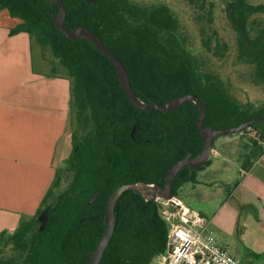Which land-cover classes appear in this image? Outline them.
Returning a JSON list of instances; mask_svg holds the SVG:
<instances>
[{"label": "trees", "instance_id": "1", "mask_svg": "<svg viewBox=\"0 0 264 264\" xmlns=\"http://www.w3.org/2000/svg\"><path fill=\"white\" fill-rule=\"evenodd\" d=\"M66 27L84 26L98 35L126 67L132 88L146 102L167 101L192 94L205 105V126L228 129L264 116V103L243 102L219 74L201 68V60L190 50L179 17L165 3L144 4L137 0H62ZM206 20L201 30L207 52L225 59L229 43L213 27L215 4L208 0H187ZM20 24L11 35L27 33L42 47H49L71 81L72 109L76 130L66 166L32 218H22L13 233H0V264H87L105 231L104 214L114 191L124 184L160 183L164 186L170 168L191 153L203 150L197 120L199 107L186 102L172 112L137 109L129 100L109 59L88 40H70L53 23L59 7L47 0H0ZM228 18L237 34V60L253 70L244 79L264 91V26L251 20L264 14V4L233 0ZM246 99V98H245ZM263 102V101H261ZM137 132L132 137L134 126ZM246 146L234 143L241 168L250 169L261 154L264 121L242 133ZM215 148V146H214ZM220 149V148H219ZM241 150V151H240ZM201 168L184 167L175 177L173 194L186 185H197ZM100 191L98 198L89 201ZM52 206L50 220L40 230V214ZM116 229L100 264H150L167 248L169 227L156 202L140 193L125 192L115 210ZM11 249V255L4 251Z\"/></svg>", "mask_w": 264, "mask_h": 264}, {"label": "crops", "instance_id": "2", "mask_svg": "<svg viewBox=\"0 0 264 264\" xmlns=\"http://www.w3.org/2000/svg\"><path fill=\"white\" fill-rule=\"evenodd\" d=\"M19 24L7 10L0 11V233H13L22 218L36 215L56 176L58 146L69 140L72 148L71 81L34 69V39L10 33ZM256 96L243 102L264 103ZM244 138H224L211 156L221 160L219 166L237 162L241 168L234 143L238 139L246 146ZM241 171L245 179L231 194H239L238 216L264 226V168L253 164ZM255 246L264 251V235Z\"/></svg>", "mask_w": 264, "mask_h": 264}, {"label": "rangeland", "instance_id": "3", "mask_svg": "<svg viewBox=\"0 0 264 264\" xmlns=\"http://www.w3.org/2000/svg\"><path fill=\"white\" fill-rule=\"evenodd\" d=\"M144 4L165 3L171 7L174 13L179 17L182 23V30L188 38L190 50L201 60V68L205 71L219 74L228 84L238 99L246 100L250 97L264 101V91L258 87L248 85L244 82L246 76L253 70L251 65L243 64L237 60V34L233 29L228 18L227 6L233 0H208L215 4V22L213 27L217 29L220 35L229 43L230 52L225 59H218L207 52L202 44L201 30L206 29L208 24L206 20H201L198 16L200 12L187 0H137ZM247 2L258 5L264 4V0H246ZM251 20L264 23V14L252 16ZM264 26V24H263ZM33 66L40 73L53 74L51 61H55L52 51L49 47H42L36 40L33 43ZM57 75L66 77L65 69L56 63ZM75 110L72 113V127L70 134L76 130ZM230 136V135H228ZM228 136L219 137L215 142L214 150L221 147L222 141ZM244 137V135H237ZM239 138V137H237ZM246 139V138H244ZM247 140V139H246ZM238 141V139H237ZM236 141V142H237ZM62 145L61 148H59ZM72 148L69 140L58 146L54 168L62 170L63 183L59 191H62L69 183L66 166L71 155ZM210 165L204 167L198 173V186L193 191V185L189 184L183 187L179 192V197L190 208L200 212L211 221V227L215 232L218 242L228 248V250L239 260L240 264H264V251L257 250V240L264 235V226L259 225L253 218L238 216L237 208L239 198H233L235 186L245 179L241 168L237 162H230L227 166L220 165L221 160L210 157ZM253 176H256L253 173ZM240 200V199H239ZM5 255H11V249L4 251ZM2 253H0V256ZM150 264H156L155 259Z\"/></svg>", "mask_w": 264, "mask_h": 264}, {"label": "water", "instance_id": "4", "mask_svg": "<svg viewBox=\"0 0 264 264\" xmlns=\"http://www.w3.org/2000/svg\"><path fill=\"white\" fill-rule=\"evenodd\" d=\"M49 2H53L58 5L59 12L53 14V23L58 29L60 33L65 35L70 40H88L92 44H94L97 50L106 56L109 61L112 63L115 68L119 81L123 90L125 91L129 100L134 104V106L146 112L150 111H160V112H172L181 108L186 102H194L199 107V117L197 120V127L199 130V134L203 140V150L201 154L196 158H191L192 154L188 153L184 158L175 163L167 173L166 180L164 186H161L158 183H145V182H137L131 184H124L117 188L114 193L111 195L107 207L104 214L105 221V231L99 240L95 250L91 254L87 264H100L102 257L109 246V243L113 237V234L116 229V217L115 210L116 205L119 198L127 191H135L140 193L147 201H156L157 199H171L173 194V182L177 174L186 166L198 169L207 164L209 161L213 151L215 142L219 137L234 135L238 133H242L246 129L250 128L253 124L264 121V116L249 120L248 122L228 129H213L210 126L204 125V120L206 116V108L201 99L192 94H187L184 96H180L174 99L167 101L165 104L150 101L146 102L140 99L137 93L134 91L131 85L129 73L122 63V61L116 56V54L110 50L106 46V44L102 41V39L96 35L92 30L84 26H77L73 29H69L66 27V7L62 0H47ZM88 3H94V0H86ZM137 132V125L134 126L132 137ZM100 191L96 192V194L89 201V205H91L99 196ZM52 206H49L45 209L40 216L38 217V221L41 223L40 230L44 231L47 227L50 220V211Z\"/></svg>", "mask_w": 264, "mask_h": 264}, {"label": "built area", "instance_id": "5", "mask_svg": "<svg viewBox=\"0 0 264 264\" xmlns=\"http://www.w3.org/2000/svg\"><path fill=\"white\" fill-rule=\"evenodd\" d=\"M254 164L264 168V140ZM154 202L169 227L166 251L154 258L156 264H240L218 242L209 220L187 206L179 196Z\"/></svg>", "mask_w": 264, "mask_h": 264}, {"label": "flooded vegetation", "instance_id": "6", "mask_svg": "<svg viewBox=\"0 0 264 264\" xmlns=\"http://www.w3.org/2000/svg\"><path fill=\"white\" fill-rule=\"evenodd\" d=\"M156 183V182H155ZM158 184H160V183H158ZM161 185V184H160Z\"/></svg>", "mask_w": 264, "mask_h": 264}]
</instances>
